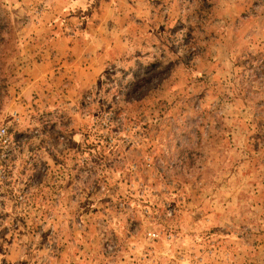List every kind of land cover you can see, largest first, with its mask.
Listing matches in <instances>:
<instances>
[{
	"label": "rangeland",
	"instance_id": "1",
	"mask_svg": "<svg viewBox=\"0 0 264 264\" xmlns=\"http://www.w3.org/2000/svg\"><path fill=\"white\" fill-rule=\"evenodd\" d=\"M81 1L0 0V264H264V0ZM37 33L89 87L30 89Z\"/></svg>",
	"mask_w": 264,
	"mask_h": 264
},
{
	"label": "crops",
	"instance_id": "2",
	"mask_svg": "<svg viewBox=\"0 0 264 264\" xmlns=\"http://www.w3.org/2000/svg\"><path fill=\"white\" fill-rule=\"evenodd\" d=\"M71 1L74 2L73 4L78 2V0ZM79 1L82 2L81 0ZM48 22H40L38 25L46 30L49 26ZM38 34L35 37H29V40L32 38L33 43L36 44L32 49L26 51L30 57H41L39 62H33L31 64L32 67L29 65L26 68V72L29 74V77L26 79H28V83L31 85L30 89L40 88L41 93L45 94L44 91H49L52 88L51 84L56 87L67 86L70 89L79 90L89 87L97 74V71L90 70L89 64L91 60L90 53L96 48V43L90 41L89 43L86 42L80 45L75 40L65 36H51L46 33L43 35ZM25 38L23 37V39ZM39 42H45V48L40 46V44L44 43ZM50 51L51 54L54 52L52 59ZM71 54H75L74 58ZM56 62L57 64L59 63V66L54 69Z\"/></svg>",
	"mask_w": 264,
	"mask_h": 264
},
{
	"label": "built area",
	"instance_id": "3",
	"mask_svg": "<svg viewBox=\"0 0 264 264\" xmlns=\"http://www.w3.org/2000/svg\"><path fill=\"white\" fill-rule=\"evenodd\" d=\"M17 144L7 124L0 125V193L7 187L14 172ZM153 236L155 233H149Z\"/></svg>",
	"mask_w": 264,
	"mask_h": 264
}]
</instances>
